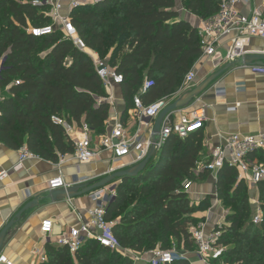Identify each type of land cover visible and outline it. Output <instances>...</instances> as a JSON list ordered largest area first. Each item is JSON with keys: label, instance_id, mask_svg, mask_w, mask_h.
<instances>
[{"label": "trees", "instance_id": "obj_1", "mask_svg": "<svg viewBox=\"0 0 264 264\" xmlns=\"http://www.w3.org/2000/svg\"><path fill=\"white\" fill-rule=\"evenodd\" d=\"M44 1L0 0V89L8 88L9 93L0 103V143L14 151L25 146L38 158L57 164L59 155L73 153V145L52 117L64 115L70 123H84L97 138L107 133L110 104L91 59L61 32L42 38L27 32L50 24L49 6L34 4ZM220 4L221 0H99L71 12V23L85 46L122 77V122L134 97L146 106L175 94L201 57L197 30L181 18L180 9L206 20ZM145 82L149 86L142 92ZM205 154L202 129L183 139L171 136L137 176L118 180L105 219L113 222L121 248L194 250L188 229L201 208L191 205L185 184L209 176L205 169L197 171ZM254 158L264 165V153ZM215 187L221 204L231 206L220 230L218 243L227 247L220 260L264 264V184L257 188L259 226L252 223L248 187L233 167L218 170ZM45 251L47 261L42 264H133L93 240L84 241L74 256L67 247L51 243Z\"/></svg>", "mask_w": 264, "mask_h": 264}, {"label": "built area", "instance_id": "obj_2", "mask_svg": "<svg viewBox=\"0 0 264 264\" xmlns=\"http://www.w3.org/2000/svg\"><path fill=\"white\" fill-rule=\"evenodd\" d=\"M98 1L45 0L42 3L34 2L35 5L49 6L47 16L50 18V24L30 28L27 32L37 38L52 35L55 31L61 32L64 38L70 40L79 51L91 59L97 76L109 93L105 101L111 104L113 91L115 87L121 84L122 77L108 66L106 59H100L94 51L85 46L70 20V14L73 10L82 6L93 5ZM253 1L221 0L219 10L214 16L206 20L197 18L192 26L196 28L198 33L201 57L207 59L215 57L217 51L228 41L229 46L226 48L225 56L221 61L224 63L242 61L245 56L249 55L245 46L251 39L264 41V0H261V5H254ZM241 7H249L250 10L244 14L240 10ZM195 83L196 73L192 69L184 76L178 91L170 97L159 99L146 106L142 104L138 96L133 98V107L130 113L140 126L148 129V137L146 138L141 135L140 129L134 131L125 126L119 116L112 117L107 127V133L97 138L84 123L80 125L70 123L64 115L52 117V121L62 127L72 142L73 153L58 156V174L48 181L47 191L66 190L72 186L87 185L98 181V176L76 175L72 185L67 184L61 168L69 161L78 165L89 164L97 161L102 153H106L111 165L103 175L105 178L113 173L136 167L147 158L152 147H154V155L158 154L171 136L183 139L188 134L201 130L206 121V116L203 108H196L188 116H181V110L172 112L162 121L159 132L153 133L154 122L162 110L187 95ZM14 84L18 85L19 81L16 80ZM148 86L149 83L145 82L141 91L144 92ZM4 90L7 91L8 88H4ZM235 90L237 93H242L245 90L244 84H238ZM223 93L221 90H215L217 95ZM4 97V93L0 91V103ZM236 108L237 105L228 108V110L235 111ZM257 153H264V132L250 135H219L215 145L211 146L204 163L198 165L197 171L205 169L216 174L224 165H228L237 171L238 179L245 182L250 192L257 191L258 185L264 184V165L258 163L254 158ZM36 158L38 157L29 152L25 146L21 147L18 150V162L13 170L19 171L24 161ZM7 176V171H0V182ZM117 184L118 180L87 194L88 200L93 204V207L88 211V219L84 220L78 216L79 225L56 236L53 245L67 247L69 253L74 256L84 241L93 240L100 247L130 259L133 264H173L178 261H186L188 264H226L220 258L226 252L227 247L218 243L221 236L220 230L226 225V214L217 198L208 209V214L216 206L221 211V216L213 227L208 229L204 222H200L197 226H189L190 240L194 247L192 252L177 249L175 246L166 250L156 247L146 252L121 248L112 232L113 222L105 219L106 208L115 198ZM253 205H255V210L252 223L259 226L262 213L257 199H253ZM54 224V220L50 219L41 222L40 232L43 237L53 235ZM216 260H218L217 263H215ZM0 264L17 263L0 253Z\"/></svg>", "mask_w": 264, "mask_h": 264}, {"label": "crops", "instance_id": "obj_3", "mask_svg": "<svg viewBox=\"0 0 264 264\" xmlns=\"http://www.w3.org/2000/svg\"><path fill=\"white\" fill-rule=\"evenodd\" d=\"M253 4L261 5L262 1L254 0ZM240 10L242 13L247 14L250 8L241 7ZM180 14L181 18L187 20L191 25L197 20V17L183 9H180ZM228 46L229 42L227 41L217 51L215 57L210 59L200 57L193 66L196 73V83L191 91L204 82L203 80H207L217 72L223 71L200 96V100L196 105L197 108L204 109L206 116L202 132L207 154L211 146L215 145L219 135H250L264 132V66L253 64L245 67L242 61L222 62L221 60L225 56V50ZM245 50L252 55L264 54V41L251 39L245 46ZM238 84H244L245 90L242 93H237L235 90ZM215 90H221L224 93L217 95ZM0 91L5 96L9 94L8 90L0 89ZM236 105L235 111L228 110V108ZM125 109L120 88L119 86L115 87L106 128L112 117L119 116L121 119ZM125 115L123 121L125 126L134 131L140 129L141 135L145 138L148 137V129L140 126L132 118L130 111ZM17 162L18 151L10 150L0 143V171L8 172V176L0 182V231L27 203L37 201L38 206L27 211L8 230L1 254L17 264H42L47 261L45 245L49 242L53 244L56 236L66 232L69 228L77 227L80 223L78 216L84 220L88 219V211L93 207V204L87 196L68 199L56 198L55 201L50 199L47 184L50 179L58 174L57 164L36 158L24 161L21 169L14 171L13 167ZM110 165L108 155L102 153L100 160L98 159L89 164L78 165L73 161H69L62 166L61 171L65 176V182L70 185L76 175L98 176L99 181L104 178L103 175ZM208 177L206 183H189L186 190L189 200H195L194 202L197 203L204 201L205 197L211 196L210 206L215 203L217 198L216 174L210 173ZM211 191L213 193L209 195L208 193ZM250 193L254 200H258L256 190ZM220 212L219 207L216 206L209 215L213 214L212 216L219 220ZM205 216L207 217V215ZM45 219L54 220L55 222L53 235L46 238L40 232L41 222Z\"/></svg>", "mask_w": 264, "mask_h": 264}, {"label": "water", "instance_id": "obj_4", "mask_svg": "<svg viewBox=\"0 0 264 264\" xmlns=\"http://www.w3.org/2000/svg\"><path fill=\"white\" fill-rule=\"evenodd\" d=\"M187 21V20H186ZM243 65L245 67L251 66L253 64L264 66V54H249L245 56L242 60ZM2 67V64L0 65V69ZM223 73V71L217 72L204 82H202L199 86L194 88L192 91H190L187 95H185L183 98H180L176 100L175 102L169 104L166 108L162 110V112L159 114V116L156 118L154 122V127H153V133H158L159 128L161 126L162 121L164 118L171 114L174 111L177 110H182L186 108L192 100L197 99L199 96H201L202 92L206 89L209 88V86ZM154 155V147L150 150L147 158L141 162L139 165L136 167L132 168L131 170H126V171H120L113 173L109 176H106L105 178L94 182L90 183L87 185H77V186H72L66 190H57V191H52L49 192V197L52 201H55L56 198L58 199H68V198H76V197H83L89 194L92 191L101 189L103 187H106L110 184H113L115 181L126 178V177H135L138 175L140 171H142L148 160ZM217 174V173H216ZM38 206L37 201H32L27 203L25 206H23L14 216L9 220V222L2 228L0 231V253L4 244L5 237L7 235V232L9 229L12 228V226L18 222L22 216L29 210H32Z\"/></svg>", "mask_w": 264, "mask_h": 264}, {"label": "rangeland", "instance_id": "obj_5", "mask_svg": "<svg viewBox=\"0 0 264 264\" xmlns=\"http://www.w3.org/2000/svg\"><path fill=\"white\" fill-rule=\"evenodd\" d=\"M109 56H110V53L107 55V58H109ZM205 77V76H204ZM204 77H202V79H204ZM203 81H205V80H203ZM207 90V89H206ZM206 90H204L203 92H202V94L206 91ZM201 94V95H202ZM200 98V96L197 98V99H194V100H192L191 101V103L186 107V108H184V109H182L181 111H182V114H181V116H188L193 110H195V108H197V102L200 100L199 99ZM95 142H96V140H95ZM205 156H207V153L205 154ZM101 159V156L99 157V160ZM260 164H263L262 162H260ZM209 178V177H208ZM202 183H206L207 182V178L204 180V181H201ZM189 183L190 182H188V183H186L185 184V191L188 189L187 187H188V185H189ZM212 182L210 181V184H211ZM212 190V189H211ZM248 192V194H249V204L252 206V208H254V210H255V205H253V198H252V195H251V193L249 192V191H247ZM212 191L210 192V193H208L209 195H212ZM207 194V195H208ZM210 198H211V196L209 197V196H207V197H205L203 200L204 201H201V202H197V203H195L193 200H190V203H191V205L193 204L194 206H197V207H200L201 208V211L200 212H195L194 214H193V216H194V218H196L197 220L196 221H194V222H192V224H191V226H197L200 222H204L205 224H206V226H207V228L208 229H211L212 227H213V225H214V223H215V221L216 220H218V219H216L214 216H212L213 214H211V215H209L208 214V209H209V200H210ZM222 208H223V210L225 211V214L227 215V213H229L230 211H231V206L230 205H222ZM207 213V214H206ZM205 215H207V217L205 216Z\"/></svg>", "mask_w": 264, "mask_h": 264}]
</instances>
